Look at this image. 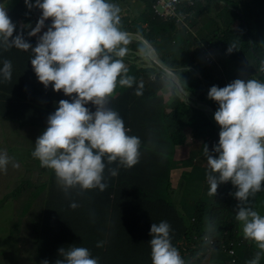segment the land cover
Here are the masks:
<instances>
[{
    "label": "clouds",
    "instance_id": "clouds-1",
    "mask_svg": "<svg viewBox=\"0 0 264 264\" xmlns=\"http://www.w3.org/2000/svg\"><path fill=\"white\" fill-rule=\"evenodd\" d=\"M129 1L3 0L0 3V49L14 47L29 52L35 74L33 81L45 88L51 85L53 91L59 90L68 97L60 99L55 110L47 115L46 127L33 144L31 156L39 161L43 174L35 171V182L27 176H16L12 187L26 181L34 186L39 177L45 180L48 174L55 183L49 191L55 195L61 193L60 187L67 191L77 186L81 191L62 194H100L108 190L103 182L104 170L117 180L121 172L137 164L143 143L140 145L138 136L128 134L130 129L109 103L125 91L118 85L133 86L132 69L139 70L164 88L156 93H169L167 97L163 95V104L174 107L172 99L177 98L206 115L218 137L203 145L204 155L193 159L195 166L198 162L205 164L206 175L200 188L177 190L183 184L180 171L184 170L178 163L160 174L153 199L136 197L122 201L119 202L121 209L132 212L159 208L168 218L200 211L205 219L203 245L214 250L221 242L227 253V264H264V46L260 45L261 51L256 53L255 41L250 35L247 36L250 50L237 44L221 49L206 40L195 47L198 59L192 61L186 24L193 22L207 0H152L151 3L141 0L166 24L172 36L168 45L147 38L146 24L137 20L138 15ZM244 1L255 5L261 2ZM10 3L13 6L7 8ZM220 5L235 9L232 4L218 0L214 10L220 9ZM14 9L24 10L25 18L21 22H32L19 30L29 39H36L35 46L20 31L13 35L16 28L13 22H20L13 20ZM210 18L215 19L214 15ZM217 24L221 27L222 21ZM199 28L203 32L194 37L193 43L210 35L215 24L200 22ZM132 41H137L140 49L133 48ZM226 56L231 58L229 65L224 62ZM127 71L132 76L126 75ZM11 75V61L0 60V82L11 81ZM139 79L141 83L134 88L138 96L143 89V80ZM151 80L147 83L156 86ZM196 80L200 82L199 98L185 88L194 85ZM115 89L117 94L113 95ZM171 89L180 96L171 95ZM159 98L162 100L160 95ZM89 102L94 110L89 109ZM212 110L214 113H209ZM183 130L187 145L181 146L187 148L194 140L189 137V128L183 127ZM181 146L170 142L161 148L181 149ZM9 159L0 151V179L5 178L2 175ZM108 165L124 168L110 170L105 167ZM174 171L179 179L177 182L173 178L172 183L170 176L175 177ZM76 206L75 202L69 204V207ZM7 217L0 222V230L5 233L0 264H14L9 254L18 248L30 256L37 252V248H29L35 242L26 223L19 221V225H12ZM222 217L233 227L225 229L220 221ZM95 225L105 233L94 237L88 232L74 238L75 241L66 243V248L57 250L60 258L51 255L52 263L109 264L104 256L109 252L110 223L96 222ZM145 233L150 237L148 254L134 264H211L209 249L204 251L195 243L177 240L172 225L166 220L149 222ZM6 246L9 250H3ZM41 264L48 261L45 259Z\"/></svg>",
    "mask_w": 264,
    "mask_h": 264
},
{
    "label": "trees",
    "instance_id": "trees-1",
    "mask_svg": "<svg viewBox=\"0 0 264 264\" xmlns=\"http://www.w3.org/2000/svg\"><path fill=\"white\" fill-rule=\"evenodd\" d=\"M145 1L151 3L152 0ZM216 1L218 0H207L200 13L192 19L193 22H214L215 30L192 45L198 48L206 40H210L214 46L221 49L237 44L250 50L247 36L250 35L252 40L258 33L253 30L264 28V0L256 5L244 0H223L227 4H232L234 10L227 5H220V9L214 10ZM143 4L147 5L144 2ZM11 13L14 16L13 20L20 21L13 22L16 25L13 35L20 31L19 28L24 24L32 23L21 22L25 18V13L16 9ZM212 15L215 19L210 18ZM140 19L142 24H146L145 31L151 42L157 40L162 45L170 43L172 36L166 24L150 7L149 15L142 13ZM221 21L222 25L219 27L217 22ZM21 34L32 46H35L36 39H29L22 32ZM261 48L255 42V52L260 53ZM29 57V52L14 47L7 50L0 49V60L7 59L12 63L11 81L0 82V151L5 152L10 158L2 177L27 176L35 182V171L43 174L41 170L43 167L40 164H32L33 161H38L31 156L33 144L46 127L47 115L51 110H55L60 99H68V97L59 90L53 91L51 85L45 88L40 82L33 81L32 75L35 74ZM224 62L229 65L231 58L226 56ZM132 74L143 80L142 94L135 95L134 89L129 93L123 91L114 97L109 106L118 110L125 127L130 129L128 134L138 136L143 148L140 146L138 163L121 172L117 180L104 170L103 182L106 183V188L108 187L106 192L62 194L72 190L81 191L77 186L67 191L60 187L61 193L55 195L49 191L55 183L48 174L45 180L39 177L34 186L26 181L17 187H11L9 180H1L0 211L7 204L12 203L13 211L7 220H12V225H19V221L26 223L25 227L30 230L35 242L29 248H37V252L32 256L22 248L10 252L9 257L14 264H23V262L41 264L45 259L48 264H53L51 255L60 258L57 250L60 247L66 248L67 242L75 241L74 238L83 237L88 232L94 237L104 234L105 231L95 223L105 221L110 223L109 252L104 256L109 264H134L141 256L148 254L150 247L147 241L150 237L145 233L146 226L149 222L151 224L160 220H166L172 225L177 240L195 243L204 251L209 249L201 242L205 219L200 211L185 217L168 218L159 208L129 212L121 209L119 205V202L136 197L153 199L158 177L164 170L179 163L184 170L193 171L196 167L193 164L194 157L199 154L204 155L203 145H208L211 139L218 137L215 127L206 115L187 107L177 98L172 99L176 104L174 107L163 104L156 93L159 89L164 90L159 82L133 69ZM150 80L156 82V86L148 84ZM185 88L199 98V81L196 80L194 85ZM213 106L217 107L216 103ZM88 107L94 110L90 102ZM183 127L189 128V137H192L194 142L191 141L187 148L162 150L170 142L172 145L181 146L186 141ZM186 145L184 143L183 146ZM14 151L15 153L24 151L27 162H18L20 160L14 157ZM105 167L110 170L124 168L119 165ZM193 175L195 174L189 178L191 182L180 184L177 190L200 188L201 181L195 180L196 177ZM72 202L77 206L69 207ZM190 218H193V222ZM220 221L225 229L233 227L225 217ZM209 250L211 264H227V253L221 242L214 250Z\"/></svg>",
    "mask_w": 264,
    "mask_h": 264
},
{
    "label": "rangeland",
    "instance_id": "rangeland-1",
    "mask_svg": "<svg viewBox=\"0 0 264 264\" xmlns=\"http://www.w3.org/2000/svg\"><path fill=\"white\" fill-rule=\"evenodd\" d=\"M2 1L3 0H0V3ZM129 4H130V7L134 10L135 14L138 15L137 20L139 22H142V20L140 19V14L144 13L146 16L149 15V6L148 5H144L143 1H141V0H130ZM12 6H13V4L10 3V4H8L7 8H11ZM25 8H26V10L28 9L27 7H25ZM23 11H24L23 9H20V12H23ZM253 32H258L257 34H255L253 36L254 37V41L257 44H259L261 46H264V28L261 29V30H253ZM132 42L133 43H131V46L133 48L140 49V45L138 44L137 41H132ZM155 59L158 62V59L157 58H155ZM136 64H137V67L141 68V66H142L141 64H139V63H136ZM136 71H139V70H136ZM126 75L132 76L131 74H129V71H127ZM132 77L135 78L134 79V84H133L132 87L126 88V87L119 86V85L117 87L123 88V90H125V93H129L132 89H134L136 87V84L140 82V79H139L140 77H136V76H132ZM162 84H163V82H162ZM170 93H171V95L172 94H176V95H178V97L180 96L179 93L175 92L172 89H171ZM116 94H117V90L115 89L113 95H116ZM164 94H165V91L157 92V96H159V95L161 96L162 102H163V95ZM168 95H169V93L165 94V97H167ZM51 112H53V111L51 110ZM144 132H145V128H144ZM181 147H183V146H181ZM14 157L16 159L18 158V160H20L18 162H20V163L27 162V158H25V152L24 151H21V152H18V153H15V151H14ZM32 164L39 165V161L35 160V161L32 162ZM204 166H205V164H202L201 162H198L196 164V167L194 168L193 171H191V170H181L180 171V177H181L180 180L182 181V183L183 184H187V183L191 182L189 178H190V176L192 174H195V175H193V177H196L195 180L202 181L204 176L206 175V170L203 169ZM176 175H177V171H174L173 172V176H175V177L170 176L172 183H173V178H175V180L178 182L179 177H176ZM14 178L15 177L7 176L4 179H0V186H1V180L7 179V180H9L11 182V187H12ZM262 193H264V191ZM262 209L264 210V207H262ZM12 211H13L12 203L7 204L6 207L0 211V222L3 221V218L5 219L8 216L7 214H10ZM4 240H5V233L0 230V250L5 245V241ZM3 250H9V246L4 247ZM0 258H1V254H0Z\"/></svg>",
    "mask_w": 264,
    "mask_h": 264
},
{
    "label": "crops",
    "instance_id": "crops-1",
    "mask_svg": "<svg viewBox=\"0 0 264 264\" xmlns=\"http://www.w3.org/2000/svg\"><path fill=\"white\" fill-rule=\"evenodd\" d=\"M200 22H188L186 24V27L189 32V37H190V58L192 61H196L198 58L195 54V47L192 45L193 44V39L197 34H201L203 31L200 30L199 28ZM193 63V62H192Z\"/></svg>",
    "mask_w": 264,
    "mask_h": 264
},
{
    "label": "water",
    "instance_id": "water-1",
    "mask_svg": "<svg viewBox=\"0 0 264 264\" xmlns=\"http://www.w3.org/2000/svg\"><path fill=\"white\" fill-rule=\"evenodd\" d=\"M177 87H178L179 92H180L182 95L185 96V93L181 90L180 86L177 85ZM190 99L194 100V98L191 96V94H190ZM195 108L198 109V110H201V109H199V108L196 107V106H195ZM209 113L213 114V113H214V110L210 111Z\"/></svg>",
    "mask_w": 264,
    "mask_h": 264
}]
</instances>
